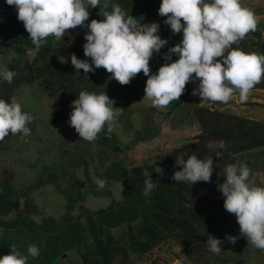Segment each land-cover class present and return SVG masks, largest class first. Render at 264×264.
<instances>
[{"label":"trees","instance_id":"16d2710c","mask_svg":"<svg viewBox=\"0 0 264 264\" xmlns=\"http://www.w3.org/2000/svg\"><path fill=\"white\" fill-rule=\"evenodd\" d=\"M106 2L109 4L108 10L112 4H118L141 23L159 24L158 35L166 39L168 44L160 53H154L149 62L151 73L155 74L166 62L163 53L182 39V33L173 34L170 26L164 23L166 17L158 14L161 0H106L100 7ZM88 11L89 20L86 24L92 19H103L99 15V8ZM81 28L67 62L59 61L60 49L54 45V37L47 38L31 61L23 59L20 56L35 46L28 38L23 23L17 19L15 7L4 2L0 15V43L13 45L20 55L13 58L5 68L15 72L12 82L8 83L0 76V99L10 103L14 90L20 84L37 83L52 101L49 112L51 125H62L69 121L71 102L78 98L82 90L96 94L105 92L115 101L113 107H122L135 92L137 85H145L147 77L141 72L129 84L121 85L115 79L108 78L109 73L103 68L87 74L82 69H74L70 54L91 64V58L84 56L82 47L86 43L84 37L88 30ZM257 46L264 49V43L253 47L245 41L233 47L250 53L258 51ZM176 59L178 57L173 54L172 62ZM254 88H264V82ZM191 93V90H185L178 101L169 105L165 115L178 109L192 96ZM191 110L199 129L192 141L172 148L154 164L149 161L126 167L123 160L112 162L108 173L123 189L121 199L112 200L106 207L92 213L81 207V221L72 215L75 205L70 199L60 219L43 217L42 207L28 195L30 188L14 186L11 172L3 170L0 180V256L9 254L12 245L27 255V248L35 244L39 255L35 258L29 256L28 264H51L70 249H76L82 264H128L131 254L145 255L167 238L184 248L208 240L209 236L199 233V229L207 225L217 227L218 222L214 217L206 216L200 208L208 206L216 211H227L223 203L214 202L204 195L213 193L223 197L214 183L215 175L224 174L225 167L237 163L241 155L245 157L253 149L264 148V123L209 106L195 105ZM12 135L9 133L4 140ZM96 140L115 154L122 151L117 137L113 133L108 134L107 127ZM220 140L225 142L226 148L209 149V143ZM217 152L220 154L217 155ZM181 154L185 155V159L192 154L201 159L212 158L211 181H200L193 185L174 181V171L180 170L175 160ZM155 167L163 169L164 175L156 173L153 170ZM145 170L150 172L153 182H158L148 196L143 195ZM115 230L119 233L114 235ZM236 238L243 240L240 236Z\"/></svg>","mask_w":264,"mask_h":264},{"label":"clouds","instance_id":"9594fccd","mask_svg":"<svg viewBox=\"0 0 264 264\" xmlns=\"http://www.w3.org/2000/svg\"><path fill=\"white\" fill-rule=\"evenodd\" d=\"M5 2L15 7L17 19L23 23L35 46L30 50L33 55L39 52L47 38L61 39L70 29L87 28L86 43L82 47L84 56L91 58V64L70 54L74 69H82L87 74L103 68L121 85L129 84L142 72L147 77L143 98L157 109H166L173 101H178L186 85L194 79L199 84L191 94L213 104L227 103L235 93L239 94L241 102H246L254 87L264 80V54L246 53L233 47L258 28V16L243 6L241 0H161L158 14L166 17L164 23L170 26L173 34L182 33V39L163 53L166 62L155 74L151 73L149 62L154 53H160L168 44L158 35L156 22L141 23L118 4H112L110 10L107 2L100 7V0ZM89 6L99 8L103 19H92L86 24ZM173 54L178 57L174 62L171 61ZM0 76L11 83L15 72L4 69ZM77 97L70 105L69 125L79 138L94 142L105 127L111 134L123 109L113 107L115 101L105 92L96 94L82 90ZM32 120L30 114L22 112L19 102L0 99V141L9 133L30 135L26 125ZM208 147L224 149L226 144L220 140L209 143ZM175 163L180 170L174 171V181L191 185L211 181L212 158L201 159L192 154L185 159L181 154ZM153 170L164 175L160 167ZM143 175V195L148 196L158 182L150 179L147 170ZM94 182L100 189L106 185L104 179L94 178ZM218 191L224 197L223 208L235 216L240 235L254 248L264 250V185L257 184L246 163L238 162L225 167L224 181L218 185ZM227 239L236 243V237L228 236ZM206 243L212 253L221 252L220 239L209 236ZM38 255L35 244L27 248V255L12 245L9 254L0 256V264H28L29 256Z\"/></svg>","mask_w":264,"mask_h":264},{"label":"rangeland","instance_id":"374dc122","mask_svg":"<svg viewBox=\"0 0 264 264\" xmlns=\"http://www.w3.org/2000/svg\"><path fill=\"white\" fill-rule=\"evenodd\" d=\"M105 1L100 0V5ZM241 4L250 8L259 18L257 31L250 32L242 41L253 47L255 44H263L264 0H241ZM90 9L89 6L88 10ZM81 30V27H77L68 30L61 39L54 37L53 43L60 49L61 63L67 59ZM0 44L1 72L20 54L16 53L13 45L6 42ZM256 49L257 53L264 54V49L259 46ZM35 55L28 50L20 57L31 61ZM108 78H111L110 73ZM195 83L197 85H194ZM198 84V80L194 79L186 85L185 90L192 91ZM144 87L145 85H137L135 92L120 107L123 110L112 133L117 137L122 151L115 154L113 150L100 145L97 140L87 142L79 138L69 121L62 125H51L49 112L52 101L47 93L37 83L20 84L14 90L10 103L13 100L19 102L22 112L33 117L26 125L30 129V135L18 133L0 141V180L2 171L7 170L12 174L14 186L30 188L28 195L42 207L43 217L60 219L65 213L68 199L74 203L72 215L79 221L81 207L92 213L106 207L112 200H120V184L110 178L108 173L112 162L123 160L126 167H129L157 161L171 150L172 146L188 143L199 133L191 109L203 102L200 96H191L179 109L166 116L169 106L166 109L152 107L151 102L143 98ZM246 154L245 157L241 155L237 163H246L257 184L263 185L264 148H256ZM215 177L214 183L218 187L224 181V174ZM94 178L106 180L105 187L98 188ZM204 196L217 203H223L224 200V197L213 193H206ZM200 209L206 216H212L218 222L217 227H201L199 233L222 241L219 254L209 250L207 240L184 248L167 238L145 255L131 254L128 264H264V250L254 248L247 242L246 237L240 235L239 225L233 214L216 211L208 206ZM117 233L119 232L115 230L114 235ZM228 236H240L243 240L236 238V243L232 244L228 241ZM67 252L63 257L67 256ZM68 258L70 261L67 263H71L73 259ZM74 261L76 264H82L78 254H74ZM64 263L59 259L55 264Z\"/></svg>","mask_w":264,"mask_h":264},{"label":"crops","instance_id":"0c3cea01","mask_svg":"<svg viewBox=\"0 0 264 264\" xmlns=\"http://www.w3.org/2000/svg\"><path fill=\"white\" fill-rule=\"evenodd\" d=\"M4 2H5V0H0V15L2 12V4ZM263 81L264 80H262V82ZM194 85H197V83H195ZM195 88H197V87H195ZM195 88H192V91ZM183 104H185V102ZM199 105L200 106H209V108L213 107L215 109H218L219 111H224V112H227V113H230L233 115H237V116H243L245 118L264 123V88H254L251 91L249 98L246 102H241L239 100V94L235 93L233 95L232 99L227 103L217 102V103L213 104L209 101L203 100V102H200L198 104V106ZM179 107H178V109H179ZM168 116H170V115H168ZM182 144H184V143H182ZM182 144L172 146V148L181 146ZM76 252H77L76 249H70L69 252H67L66 257H63V256L58 257L51 264H55L56 261L59 259H61L62 262L64 261L65 262L64 264H76V262L74 261V254H78ZM68 257H71V260L73 259L71 261V263H67V261H70V258H68Z\"/></svg>","mask_w":264,"mask_h":264}]
</instances>
